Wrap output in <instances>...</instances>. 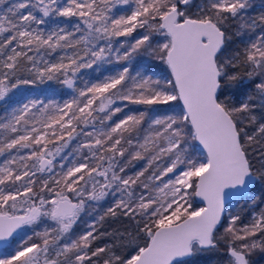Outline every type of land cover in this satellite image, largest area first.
I'll return each instance as SVG.
<instances>
[{
  "label": "snow or ice",
  "instance_id": "snow-or-ice-1",
  "mask_svg": "<svg viewBox=\"0 0 264 264\" xmlns=\"http://www.w3.org/2000/svg\"><path fill=\"white\" fill-rule=\"evenodd\" d=\"M18 231L0 264L264 259V0H0Z\"/></svg>",
  "mask_w": 264,
  "mask_h": 264
},
{
  "label": "trees",
  "instance_id": "trees-1",
  "mask_svg": "<svg viewBox=\"0 0 264 264\" xmlns=\"http://www.w3.org/2000/svg\"><path fill=\"white\" fill-rule=\"evenodd\" d=\"M255 2L259 3V0H255ZM56 99H60V97H56ZM236 210L239 211L244 216H248L250 214V212L252 211L250 205L244 203L243 201L239 205L236 206ZM88 219H89V217L87 215H83V219L81 220V222L77 226H75V232L76 233H79L82 230L84 221H86ZM118 226L119 225H117L115 223L108 222V223L105 224V227L102 230L111 231V230H113L114 228H116ZM43 227H44V225H41L37 230L41 231V230H43ZM19 232L20 231H18L17 235L15 237H13L8 242L7 246H5L3 248H0V250H5V249L11 250V248H14L15 247V243L13 241L18 242L19 241V237L21 235H24V232H22L20 234H19ZM27 234L31 235L32 233H31L30 230H28ZM105 242H110V241H99V243H101V244L105 243ZM255 259H257L258 264H264V259H261L259 257H256ZM205 264H224V261L221 260L219 258V256H212L211 258H206Z\"/></svg>",
  "mask_w": 264,
  "mask_h": 264
},
{
  "label": "water",
  "instance_id": "water-1",
  "mask_svg": "<svg viewBox=\"0 0 264 264\" xmlns=\"http://www.w3.org/2000/svg\"><path fill=\"white\" fill-rule=\"evenodd\" d=\"M17 233H18V232H17ZM17 233H14V236H13V237H15V236L17 235ZM13 237H12V238H13ZM12 238H10V240H11ZM7 244H8V242L0 241V248H3V247H5V246H7Z\"/></svg>",
  "mask_w": 264,
  "mask_h": 264
},
{
  "label": "rangeland",
  "instance_id": "rangeland-1",
  "mask_svg": "<svg viewBox=\"0 0 264 264\" xmlns=\"http://www.w3.org/2000/svg\"><path fill=\"white\" fill-rule=\"evenodd\" d=\"M22 233V231L19 232V234Z\"/></svg>",
  "mask_w": 264,
  "mask_h": 264
}]
</instances>
